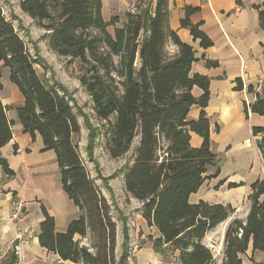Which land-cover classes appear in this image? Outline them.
<instances>
[{
  "label": "trees",
  "instance_id": "trees-1",
  "mask_svg": "<svg viewBox=\"0 0 264 264\" xmlns=\"http://www.w3.org/2000/svg\"><path fill=\"white\" fill-rule=\"evenodd\" d=\"M136 1L135 10L126 11L120 25L118 16L104 19L102 0H20L18 6L47 32L54 53L77 58L85 66L80 84L91 97L96 118L105 122L109 156H124L138 138L132 161L124 166L123 184L127 194L142 203L140 213L146 225L156 229L157 236L151 237L154 252L161 256L169 250L177 252L179 264H215L203 239L234 209L230 204L189 200L208 177L220 173V159L211 150L209 120L204 111L210 95L209 78L191 73L195 49L171 29L168 0H148L145 4ZM234 1L238 7L245 6L243 0ZM251 6L258 10L264 30V3ZM198 10L185 6L180 26L189 30L199 47L207 48L212 41L200 23L190 21ZM109 26L113 27L112 33ZM32 48L33 53L0 6V77L1 68H6L9 81L22 96L16 113L23 132L32 141L38 135L41 150L54 153L62 191L78 209L77 217L65 230L58 231L54 216L41 205L38 244L47 253L75 264H129L126 217L120 215L122 242L116 256L114 200L109 202L103 195L74 141L80 126L72 96L62 84L50 82L37 72L44 62L36 44L32 43ZM216 64L206 60L208 67ZM194 87L201 90L200 95L193 94ZM2 88L0 82V92ZM242 88L237 78L234 89ZM247 91L253 93V86L249 85ZM192 106L200 112L196 119L188 120ZM7 110L0 97V148L12 139L13 121L8 119ZM248 110L264 117V96L255 93L254 101L244 104L246 116ZM86 124L87 159L110 190L108 178L100 175L93 155L95 128L87 119ZM190 132L202 138L200 146H191ZM252 135H262L256 144L264 163V126H253ZM0 167L6 177L14 175L7 159L1 156ZM210 169H214L212 175ZM236 186L229 184L230 188ZM250 190L245 219L234 218L225 229L221 264H242L248 249L264 252V178L256 179ZM16 244L13 242V248L4 253L0 264L19 263Z\"/></svg>",
  "mask_w": 264,
  "mask_h": 264
},
{
  "label": "crops",
  "instance_id": "crops-1",
  "mask_svg": "<svg viewBox=\"0 0 264 264\" xmlns=\"http://www.w3.org/2000/svg\"><path fill=\"white\" fill-rule=\"evenodd\" d=\"M105 1L102 0V14L105 11ZM111 1L113 12L119 11L118 2L128 3L127 5L132 2V0L130 2ZM243 2L245 6L238 7L234 0H168L171 29L183 42L191 44L195 49L196 61L192 64L191 73H198L209 78L210 95L204 111L209 120L211 150L218 157V150L225 148L227 152L231 147L230 142L234 141L235 145L250 149V155L255 157V160L258 157L262 166V176L253 179L255 174L252 178L246 179L239 172H234L222 178L224 182L219 189H212L211 187L220 181L218 179L222 175L221 168L217 177H208L198 191L190 195L189 200L192 203L203 200L210 203L230 204L234 209L232 219H245L250 205L248 201V195L251 192L250 185L256 179L264 178V163L256 144L258 137L252 135L253 126H264V117L253 114L249 110L246 116L244 112V104L248 106L252 103L255 93L264 96V30L259 24L258 10L251 6L253 4L263 5L264 0H243ZM185 6L199 8L190 16V21L194 24H201V30L212 41L211 46L199 47L198 41L192 39L189 30L180 26ZM127 7L123 8L122 15ZM117 13L114 12L113 15L121 17L120 13ZM121 21L123 20L120 19ZM206 60L215 61L217 64L208 67ZM1 66L2 62H0ZM1 71L4 73L7 71V76L3 78L1 73L0 82L3 88L0 97L2 103L8 108L6 114L8 119L13 121V125L11 126L12 139L0 148V156L7 159L14 175L6 177L0 167V245L4 248L5 244L16 242V246L19 247L18 255L21 253V257L22 254L25 257L39 253L47 254L46 250L39 246L37 238L39 224L43 219L41 205L54 216L58 231L65 230L70 220L77 217L78 209L67 197V202L64 200L62 193L58 190L57 181L53 182L55 173L59 172L54 153L41 150L42 141L38 135L32 141L30 136L23 132L16 113V107L22 103V96L16 86L9 81L8 70L1 68ZM237 78H240L243 83L242 90L234 89ZM249 85L254 87L253 93L247 91ZM192 92L195 96L201 94V90L197 87H194ZM199 112L198 107L192 106L187 119H196ZM216 125L218 130L215 129ZM201 142L202 138L199 135L190 132L191 146L198 147ZM18 176L22 177L20 183ZM15 179L17 183L12 184ZM53 183L55 198L51 196ZM229 183H235L237 187L228 188ZM31 189L34 192L27 197ZM41 196L47 197L48 201L38 198ZM243 199L246 203L244 202V217L242 218L238 214V206L239 201ZM70 202L75 208L71 214H69ZM138 216L139 225H144L148 231H151L148 234L154 235L153 238L156 237V229L147 226L141 214ZM116 238L118 242V232ZM203 243L210 248L213 259L216 260L220 254L219 251H213L204 239ZM149 244L150 239L148 238L145 249L136 250L132 249L131 240V253L136 264H163L162 256L154 252L152 245ZM258 253L260 252L252 253L251 249H248L247 253L242 256V264H252L250 259L257 264L263 262L264 252L259 257ZM176 255L177 252H175ZM222 259L221 254L220 264Z\"/></svg>",
  "mask_w": 264,
  "mask_h": 264
},
{
  "label": "rangeland",
  "instance_id": "rangeland-1",
  "mask_svg": "<svg viewBox=\"0 0 264 264\" xmlns=\"http://www.w3.org/2000/svg\"><path fill=\"white\" fill-rule=\"evenodd\" d=\"M20 0H0V6L2 8L3 14L9 20H11L18 31L19 35L28 43L30 47V51L33 53L34 50L32 48V43L36 44L38 49V54L41 57V60L44 64H40L37 67V72L46 77L50 82L57 81L62 84L71 94L74 104H72L74 112L77 115L78 123L80 126V132L74 136V141L78 145L80 154L84 160V163L91 175L94 179L95 183L100 188L103 195L111 202V198H113L115 206L112 205V217L117 224V232H118V242L116 248V256H119L121 252V221L120 215H124L126 217V224L129 229V247L131 240L133 242L132 249H145L147 245L148 238L150 239L151 246V237L154 235H149L151 231H148L144 225L140 226L138 219L139 214H141L142 203L136 199L131 198L127 192L125 191L123 184V172L124 166L126 164H130L134 154V148L137 145L138 138L134 139L132 148L128 153L119 158L113 159L109 156L107 150L105 149V143L107 136L105 134V122L98 120L95 116L93 110V103L90 95L86 92L85 88L80 84V76L85 74V66L82 62L75 58L72 59L70 57L59 56L54 53L48 45L47 32L42 28H39L35 25V22L24 14L18 4ZM126 2H130V0H125ZM148 0H140L142 4H145ZM128 4V3H127ZM125 2L120 4L117 3V8L119 11H114L120 13L121 17L118 15H113L112 10V1H105V11L103 13V17L105 20H109L111 16H118L120 25V19L124 20V15H122V10L124 7H127V10H135L137 1L132 0V2L127 5ZM125 11V12H126ZM117 13V14H118ZM108 31L112 33L113 27L109 26ZM168 49L172 51L173 46L169 45ZM2 77L5 78L7 76V71L4 73L1 71ZM254 89V87H253ZM82 113V114H81ZM87 122L95 128L96 136L94 140V152L93 155L98 162V170L102 177H107V182L110 190H108L102 183L101 179L97 176L96 170L94 169V165L87 159L85 148L87 145L88 139V126ZM113 121V117L111 118ZM258 140L261 139L262 135H257ZM230 148L227 152H225V148L223 150H218V157L220 158V169L222 168V175L219 177L217 184L212 186V189H219V187L223 184L224 176L228 174L239 172L244 178L250 179L253 175L256 174L253 179L257 176H262L263 172L261 171V163L259 158L255 160V157L250 155V149H246L245 147H240L239 145H235L234 141L230 142ZM214 169L209 170V174H212ZM249 173V174H248ZM239 175V174H238ZM55 178L53 182L57 181L58 190L62 193L64 200L67 202L66 195L63 193L60 187V175L59 172L55 173ZM242 180L241 178H239ZM22 177L18 176L19 183L21 182ZM244 182V180H242ZM240 182V183H243ZM13 183H17V179H15ZM230 184V183H229ZM229 184L227 187L229 188ZM239 185V184H238ZM25 187V186H23ZM237 187V186H236ZM234 188V187H232ZM52 197L55 198L54 191V183L52 186ZM223 189V188H222ZM34 190L31 189L27 193V197H30L33 194ZM26 197V198H27ZM43 201H48V198L45 196L38 197ZM238 206V214L243 218L244 217V202L246 200H240ZM73 205L70 202V210L69 214L73 211ZM234 214L232 213L225 221L217 225L212 231H210L204 238V242L208 244L213 251H219L218 257L215 260V264H220L219 258L222 254L223 249V238L227 225L229 224V220L232 219ZM143 235V236H141ZM145 236V237H144ZM2 248L0 245V259L6 253L7 250L13 248V243H9L8 245H4ZM15 248V247H14ZM130 258L128 260L129 264H136L135 258L132 256L131 248L129 249ZM262 252L258 253V257L261 256ZM163 264H177V259L175 253L171 250L167 251L162 256ZM18 264H75L70 261L60 260L57 256L47 253V254H32L27 257H21V253L19 254V263Z\"/></svg>",
  "mask_w": 264,
  "mask_h": 264
},
{
  "label": "built area",
  "instance_id": "built-area-1",
  "mask_svg": "<svg viewBox=\"0 0 264 264\" xmlns=\"http://www.w3.org/2000/svg\"><path fill=\"white\" fill-rule=\"evenodd\" d=\"M15 250L17 253H19V247L18 246H15Z\"/></svg>",
  "mask_w": 264,
  "mask_h": 264
}]
</instances>
